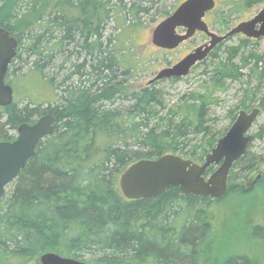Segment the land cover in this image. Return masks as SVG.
<instances>
[{
  "label": "trees",
  "instance_id": "obj_1",
  "mask_svg": "<svg viewBox=\"0 0 264 264\" xmlns=\"http://www.w3.org/2000/svg\"><path fill=\"white\" fill-rule=\"evenodd\" d=\"M43 2L0 1V27L19 40L9 84L17 92L15 79L22 83L29 77L36 87L46 80L57 96L46 105L27 97L23 104L0 106L3 141L14 140L23 123L48 113L56 118L55 131L40 141L0 200V254L8 264H29L50 251L88 264H203L217 234L212 206L223 197L184 194L173 186L154 197L129 200L116 181L142 158L175 153L204 162L240 109L252 110L260 99V84L250 87L248 81L243 100L225 115L229 123L220 126L214 111L218 93L246 76L264 81V53L250 48L259 46L258 39L242 37L238 45L224 47L228 38L218 44L190 72L202 67L199 90L168 97L160 87L185 76L131 91L132 60L117 53L126 52L122 44L129 38L124 32L139 27L155 0H56L47 8ZM28 12L36 16L30 25L21 21ZM117 13H125L131 24L121 20L124 32L117 34L114 45L104 32ZM229 24L220 21V30ZM258 106L264 108V97ZM252 135L230 181L264 162V124ZM215 169L212 165L207 174ZM223 264L258 261L236 254Z\"/></svg>",
  "mask_w": 264,
  "mask_h": 264
},
{
  "label": "water",
  "instance_id": "obj_2",
  "mask_svg": "<svg viewBox=\"0 0 264 264\" xmlns=\"http://www.w3.org/2000/svg\"><path fill=\"white\" fill-rule=\"evenodd\" d=\"M215 6L216 0H185L156 25L152 42L162 49L177 48L197 31L205 32L210 39L175 64L158 71L149 84L187 76L197 63L206 59L218 44L231 36L244 34L251 38H264V6L254 17L241 21L225 34L212 31L204 20L206 13ZM179 28H184L185 32H180ZM18 45V39L0 27V106L14 102V88L6 83V76L17 55ZM261 111L260 107L250 111L242 109L202 163L175 153L133 162L121 174L119 183L122 194L126 199L139 200L157 196L177 186L184 194L221 199L228 191L229 175L234 163L247 152L252 139L251 129ZM55 121L53 114L43 115L33 124H21L16 139L0 140V200L7 186L35 156L40 141L55 131ZM212 165L216 166L215 171L207 174ZM40 260L42 264H88L51 251L43 253Z\"/></svg>",
  "mask_w": 264,
  "mask_h": 264
},
{
  "label": "rangeland",
  "instance_id": "obj_3",
  "mask_svg": "<svg viewBox=\"0 0 264 264\" xmlns=\"http://www.w3.org/2000/svg\"><path fill=\"white\" fill-rule=\"evenodd\" d=\"M55 1L44 0L43 5L47 8V6H52ZM183 1L185 0H155L154 3H149L152 6L150 13L141 16L142 23L135 30L129 29L124 32V29H121L123 28L121 26V20L126 24H131V21L124 17L125 13H117L116 18L110 22L109 27L104 32V36L107 39L111 38L112 44L115 45L117 34L120 32H124L123 36L129 38V41H126L127 43L124 41V44H122L123 46L126 45V52L120 49L118 51L119 53H117L118 56L126 54V58L132 60L131 65L134 69L128 77L127 87L129 90H138L148 85V82L158 71L175 64L196 47L208 42L209 37L205 33L197 32L176 49H161L153 44L152 33L156 25L166 17L164 11L170 10L172 13ZM216 1L218 4L217 7L213 11L208 12L204 20L210 25V29L218 34H224L241 21L251 19L264 6V0ZM235 3L239 5L237 8L234 7ZM35 17V15L28 12L23 16L21 21L30 25L35 20ZM224 19L229 20V28L220 30V21ZM179 31L185 32V29L179 28ZM242 37L245 36L239 34L230 37L224 47L238 45ZM120 40L123 41V38ZM258 42V47L253 45L250 48H257L256 50L260 53H264V38L258 39ZM29 69L30 67H27L22 72L24 73ZM245 71L249 75V70L246 69ZM31 74L34 76L37 75L34 73ZM204 77L202 75V67H199L184 79L177 82L164 81L160 84V87L169 92L168 97H178L187 91L199 90L201 79ZM30 79L26 77L22 83L21 81H16V79L14 80V84L17 87V92L15 91V102L23 104L27 102L26 98L28 97L33 100L35 99L37 102H45L46 105L48 100L52 101L55 98L57 99L55 90L46 85V80L43 81L44 84L42 86L36 87ZM243 80L229 82L227 90L218 93L220 102L214 108V111L217 112L215 116L220 119V126L229 123V119L225 118V115L229 109L243 100V90L247 87L248 81L250 82V87H256L260 84L261 89L257 94V98L260 99L255 102V107H260L258 105L264 97V81L261 84L254 76L250 79L246 76ZM260 108L262 110L261 114L256 124L253 125L251 134L257 131L259 125L264 124V108ZM121 174L116 181L117 188L120 192L119 182ZM236 185L243 187V190H238ZM212 207L217 234L207 246L203 264H223L225 259L236 254H248L255 258L258 264H264V162L248 172L245 176L233 181L229 180V191L226 196ZM0 255V264H8L4 255ZM29 264H42L40 256L33 259ZM141 264L154 263L151 260H147Z\"/></svg>",
  "mask_w": 264,
  "mask_h": 264
},
{
  "label": "flooded vegetation",
  "instance_id": "obj_4",
  "mask_svg": "<svg viewBox=\"0 0 264 264\" xmlns=\"http://www.w3.org/2000/svg\"><path fill=\"white\" fill-rule=\"evenodd\" d=\"M2 28H4V27H2ZM5 29V28H4ZM7 30V29H6ZM8 31V30H7ZM10 32V31H9ZM197 32H201V31H197ZM196 32V33H197ZM10 34H11V32H10ZM12 35V34H11ZM195 35V34H194ZM13 36V35H12ZM14 37H16V36H14ZM17 38V37H16ZM18 39V38H17ZM209 40V39H208ZM18 42H19V40H18ZM206 43V42H205ZM204 44V43H203ZM19 46V45H18ZM14 60V59H13ZM11 65V64H10ZM10 67V66H9ZM8 72H9V70H8ZM8 74V73H7ZM6 83L7 84H9V82H8V80H7V76H6Z\"/></svg>",
  "mask_w": 264,
  "mask_h": 264
},
{
  "label": "bare ground",
  "instance_id": "obj_5",
  "mask_svg": "<svg viewBox=\"0 0 264 264\" xmlns=\"http://www.w3.org/2000/svg\"><path fill=\"white\" fill-rule=\"evenodd\" d=\"M17 52H18V49H17ZM48 114H50V113H48Z\"/></svg>",
  "mask_w": 264,
  "mask_h": 264
}]
</instances>
